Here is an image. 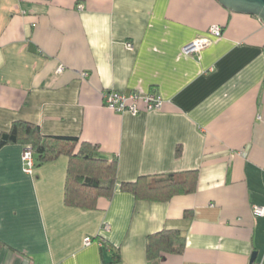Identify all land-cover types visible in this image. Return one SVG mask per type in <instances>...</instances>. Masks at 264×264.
<instances>
[{
	"label": "crops",
	"instance_id": "crops-1",
	"mask_svg": "<svg viewBox=\"0 0 264 264\" xmlns=\"http://www.w3.org/2000/svg\"><path fill=\"white\" fill-rule=\"evenodd\" d=\"M214 25L221 37L182 53ZM110 91L163 103L117 114L104 106ZM16 122L95 146L116 161L117 182L95 209L70 208L65 156H34L29 175L23 146L0 148V264H151L146 238L163 230L179 231L185 248L159 264H249L253 254L264 264V218L252 215L264 207L258 18L216 0H0V133ZM188 172L195 191L168 200L120 189Z\"/></svg>",
	"mask_w": 264,
	"mask_h": 264
},
{
	"label": "trees",
	"instance_id": "trees-1",
	"mask_svg": "<svg viewBox=\"0 0 264 264\" xmlns=\"http://www.w3.org/2000/svg\"><path fill=\"white\" fill-rule=\"evenodd\" d=\"M13 144L29 146L38 165L53 162L61 156L68 159L63 196L67 207L93 210L98 198L112 196L117 182L116 161L101 158L95 146L78 144L77 138L43 136L37 126L23 122H16L9 132L0 133V148ZM179 155L180 150H177L176 156ZM139 180L146 184L142 191L137 190L138 182L121 183L120 189L133 192L139 198L152 195L168 200L175 195L194 192L196 172ZM184 248L185 238L179 231L163 230L146 238V258L151 264H159L167 255H181Z\"/></svg>",
	"mask_w": 264,
	"mask_h": 264
},
{
	"label": "built area",
	"instance_id": "built-area-1",
	"mask_svg": "<svg viewBox=\"0 0 264 264\" xmlns=\"http://www.w3.org/2000/svg\"><path fill=\"white\" fill-rule=\"evenodd\" d=\"M222 28L220 26H211L206 34L199 35L194 38L193 41L188 43L182 48V53L186 56H198L204 49L209 47L214 40L221 37ZM126 48L128 50H132L133 46L128 43L126 44ZM63 68L59 67L56 72H62ZM104 106L106 109L117 113L124 114L128 113L133 116L138 114L137 105L139 103H143L146 110L156 111L159 110L162 106V100L160 97L154 94L141 95L139 93H129V94H121L113 91L106 92L103 94ZM22 163H23V171L26 174H32L33 169L35 167V158L34 154L29 146L24 147L22 152ZM252 215L255 218H264V207L253 206L252 207ZM108 226H104V230H107ZM91 243L90 238L84 239V245H89ZM252 264H260L253 262Z\"/></svg>",
	"mask_w": 264,
	"mask_h": 264
},
{
	"label": "water",
	"instance_id": "water-1",
	"mask_svg": "<svg viewBox=\"0 0 264 264\" xmlns=\"http://www.w3.org/2000/svg\"><path fill=\"white\" fill-rule=\"evenodd\" d=\"M229 12L251 15L264 24V0H216ZM255 261V255L250 258L249 264Z\"/></svg>",
	"mask_w": 264,
	"mask_h": 264
}]
</instances>
